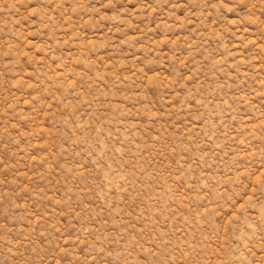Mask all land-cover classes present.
Segmentation results:
<instances>
[{
	"label": "rangeland",
	"instance_id": "obj_1",
	"mask_svg": "<svg viewBox=\"0 0 264 264\" xmlns=\"http://www.w3.org/2000/svg\"><path fill=\"white\" fill-rule=\"evenodd\" d=\"M0 264H264V0H0Z\"/></svg>",
	"mask_w": 264,
	"mask_h": 264
}]
</instances>
